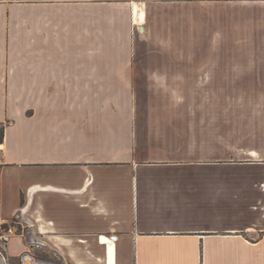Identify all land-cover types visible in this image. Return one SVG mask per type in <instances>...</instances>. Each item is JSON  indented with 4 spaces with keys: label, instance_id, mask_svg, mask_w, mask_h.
<instances>
[{
    "label": "crops",
    "instance_id": "0c3cea01",
    "mask_svg": "<svg viewBox=\"0 0 264 264\" xmlns=\"http://www.w3.org/2000/svg\"><path fill=\"white\" fill-rule=\"evenodd\" d=\"M161 1L0 0L9 260L264 264V0Z\"/></svg>",
    "mask_w": 264,
    "mask_h": 264
},
{
    "label": "rangeland",
    "instance_id": "374dc122",
    "mask_svg": "<svg viewBox=\"0 0 264 264\" xmlns=\"http://www.w3.org/2000/svg\"><path fill=\"white\" fill-rule=\"evenodd\" d=\"M172 1H174V3H171ZM179 1H182V0H162L161 2H158L156 4L154 3L155 5L153 3H149V2L146 3V5L148 6V8H150L152 6H156L155 11L158 12L159 14L167 15L168 13H172L174 15L176 13V11L181 12V3H177ZM141 6H142V4H139V7H141ZM172 24H174L173 26H174L175 38L180 37L181 22L177 18H175L174 23H172ZM178 27H179V29H178ZM143 57L149 58L150 53L144 52ZM239 101L241 102L243 100H239ZM244 101L247 102V100H244ZM177 102H178L177 100H174V102L172 100L169 105H175V106L180 105ZM190 102H191L192 106H198V100H190ZM244 103H242V104H244ZM17 228H18L19 235L22 234L21 226L17 225ZM34 245H36V244H31L32 247ZM34 247L37 248L36 246H34ZM33 254L31 255L33 258L32 264H66L63 260L53 256L52 254L41 252L37 249H36V252H34ZM25 256L31 258V256H28V255H25ZM27 261L28 260L24 261L23 256H22L21 259L9 260L8 264H24V262H27ZM28 262H30V261H28Z\"/></svg>",
    "mask_w": 264,
    "mask_h": 264
},
{
    "label": "built area",
    "instance_id": "2783aa9c",
    "mask_svg": "<svg viewBox=\"0 0 264 264\" xmlns=\"http://www.w3.org/2000/svg\"><path fill=\"white\" fill-rule=\"evenodd\" d=\"M18 228L17 223L7 224V223H0V264H8L9 259L6 255V246L9 241L18 236ZM103 237L100 236V240ZM26 256H23V260ZM30 258V257H29Z\"/></svg>",
    "mask_w": 264,
    "mask_h": 264
},
{
    "label": "trees",
    "instance_id": "16d2710c",
    "mask_svg": "<svg viewBox=\"0 0 264 264\" xmlns=\"http://www.w3.org/2000/svg\"><path fill=\"white\" fill-rule=\"evenodd\" d=\"M4 125L0 123V143L3 141Z\"/></svg>",
    "mask_w": 264,
    "mask_h": 264
},
{
    "label": "bare ground",
    "instance_id": "6f19581e",
    "mask_svg": "<svg viewBox=\"0 0 264 264\" xmlns=\"http://www.w3.org/2000/svg\"><path fill=\"white\" fill-rule=\"evenodd\" d=\"M133 9H134V13L136 14L137 10H138L137 6H135ZM139 18L142 20V18H143V14L142 13L139 15ZM137 21L138 20L136 19V23H138ZM26 264H29V262L27 261Z\"/></svg>",
    "mask_w": 264,
    "mask_h": 264
},
{
    "label": "water",
    "instance_id": "95a60500",
    "mask_svg": "<svg viewBox=\"0 0 264 264\" xmlns=\"http://www.w3.org/2000/svg\"><path fill=\"white\" fill-rule=\"evenodd\" d=\"M25 260H28V261L31 262V259H30L29 257H25V258H24V261H25ZM24 264H25V262H24Z\"/></svg>",
    "mask_w": 264,
    "mask_h": 264
}]
</instances>
